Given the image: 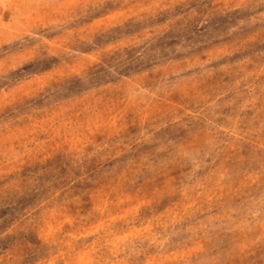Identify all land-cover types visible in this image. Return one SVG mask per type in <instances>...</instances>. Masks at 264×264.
Masks as SVG:
<instances>
[{
  "label": "rangeland",
  "instance_id": "obj_1",
  "mask_svg": "<svg viewBox=\"0 0 264 264\" xmlns=\"http://www.w3.org/2000/svg\"><path fill=\"white\" fill-rule=\"evenodd\" d=\"M0 264H264V0H0Z\"/></svg>",
  "mask_w": 264,
  "mask_h": 264
}]
</instances>
